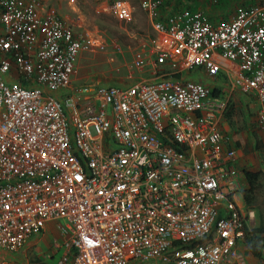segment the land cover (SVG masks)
I'll list each match as a JSON object with an SVG mask.
<instances>
[{
	"label": "built area",
	"instance_id": "built-area-1",
	"mask_svg": "<svg viewBox=\"0 0 264 264\" xmlns=\"http://www.w3.org/2000/svg\"><path fill=\"white\" fill-rule=\"evenodd\" d=\"M201 1L140 0L152 30L133 57L155 76L95 86L72 80L88 37L41 0H0V251L55 221L58 264H249L225 105L183 76L226 72L256 96L263 128L264 0L218 22ZM133 12L110 2L120 22ZM11 73L21 81L1 78Z\"/></svg>",
	"mask_w": 264,
	"mask_h": 264
},
{
	"label": "rangeland",
	"instance_id": "rangeland-1",
	"mask_svg": "<svg viewBox=\"0 0 264 264\" xmlns=\"http://www.w3.org/2000/svg\"><path fill=\"white\" fill-rule=\"evenodd\" d=\"M128 1L134 7L129 22H120L110 14L111 0L43 2L44 6L48 3L70 25L75 35L89 38V43L78 54L75 62L72 76L74 85H127L155 76L153 68L144 60L138 65L135 64L133 56L141 44L147 42L152 29L148 18L140 9V0ZM219 1H210L211 4L207 3L206 6H216ZM195 8L203 12L200 7ZM59 222L64 223L63 220ZM51 233L58 235L56 225ZM49 238H46L45 244L39 243V239L19 252L7 254L8 264H58V260L51 256L56 252Z\"/></svg>",
	"mask_w": 264,
	"mask_h": 264
},
{
	"label": "crops",
	"instance_id": "crops-1",
	"mask_svg": "<svg viewBox=\"0 0 264 264\" xmlns=\"http://www.w3.org/2000/svg\"><path fill=\"white\" fill-rule=\"evenodd\" d=\"M258 1L260 0H220L219 4L210 7L206 6L207 3L211 4L210 2L202 0L192 7H200L212 22H218L223 18H231L234 11L241 6L255 4ZM70 2L72 0H69ZM183 77L206 84L212 91V97L216 98L218 103L225 105L219 113L218 126L220 132L227 137L223 146L224 149L235 150L236 157L233 162L235 194L233 201L247 219L245 229L251 234L256 233L263 243L260 248V258L255 257L249 251L246 240L239 244V250L243 252L249 264H264V127L260 128L256 120V113L259 108L258 100L253 93H245L232 88L231 80L223 71L216 77H209L202 69H196L186 72ZM1 78L9 83L21 81L13 73L2 74ZM23 85H29V83L24 82ZM249 176L254 180L252 183L254 187H251ZM54 222H46L40 234L32 237L28 244L31 242L34 244L39 239V243L45 244L47 243L46 238L50 237L51 240L57 238L60 232L57 223ZM54 225L58 230L57 236L51 233ZM59 253L51 256L57 261L60 256ZM6 254L0 251V255L8 259ZM155 264L166 263L156 262Z\"/></svg>",
	"mask_w": 264,
	"mask_h": 264
},
{
	"label": "trees",
	"instance_id": "trees-1",
	"mask_svg": "<svg viewBox=\"0 0 264 264\" xmlns=\"http://www.w3.org/2000/svg\"><path fill=\"white\" fill-rule=\"evenodd\" d=\"M143 13L146 15L147 17V14L143 11ZM164 14H165V11H164ZM209 17V16H207ZM148 18V17H147ZM210 19V17H209ZM250 178V184H251V187L253 186V182L254 180H252L251 176H249ZM254 187V186H253ZM251 233H249L246 229H245V240L247 241L248 243V248H249V251L257 258H260L261 257V251H260V248L263 246V243L261 241V238L259 236H257L256 233H253L251 234V236H249ZM250 241H252V243H249ZM38 264H43V263H38Z\"/></svg>",
	"mask_w": 264,
	"mask_h": 264
},
{
	"label": "clouds",
	"instance_id": "clouds-1",
	"mask_svg": "<svg viewBox=\"0 0 264 264\" xmlns=\"http://www.w3.org/2000/svg\"><path fill=\"white\" fill-rule=\"evenodd\" d=\"M41 2H44V0H41ZM48 8H51L49 5H48V3H47V5H46ZM52 9V8H51ZM53 10V9H52ZM55 12V11H54ZM57 14V13H56ZM117 85V84H116Z\"/></svg>",
	"mask_w": 264,
	"mask_h": 264
}]
</instances>
